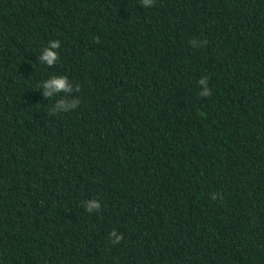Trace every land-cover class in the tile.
<instances>
[{
    "label": "trees",
    "instance_id": "trees-1",
    "mask_svg": "<svg viewBox=\"0 0 264 264\" xmlns=\"http://www.w3.org/2000/svg\"><path fill=\"white\" fill-rule=\"evenodd\" d=\"M0 264H264V0H0Z\"/></svg>",
    "mask_w": 264,
    "mask_h": 264
},
{
    "label": "clouds",
    "instance_id": "clouds-1",
    "mask_svg": "<svg viewBox=\"0 0 264 264\" xmlns=\"http://www.w3.org/2000/svg\"><path fill=\"white\" fill-rule=\"evenodd\" d=\"M150 4L153 5V0H143V5L145 7H147ZM49 44L51 45V47L45 48L44 54L40 57V60L42 63L46 62L47 65L51 66V65L55 64L57 62V60L59 59L58 52L56 50L59 49L61 45H60L59 40L49 41ZM207 81H208L207 77H205L204 79H201L199 81V83L201 85H204L203 92L199 93L200 96H211L212 95V91L208 87ZM44 87L46 89H51V91L45 92L46 97L51 96L52 91H56V92H60V91L69 92V91H71V88L69 87V85L67 83V77H65V76H53V78L50 81H48L44 84ZM71 106H75V105H71ZM57 108L64 109L65 103L63 101H61L57 105ZM216 198H217V195L213 196V199H216ZM99 207H100V204L97 200L90 201L87 204V210L89 212H91L93 209H99ZM111 235L113 237H115V239L112 241L113 244H118L123 239L122 235L118 236L117 232L115 230L112 231Z\"/></svg>",
    "mask_w": 264,
    "mask_h": 264
}]
</instances>
